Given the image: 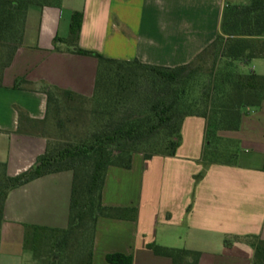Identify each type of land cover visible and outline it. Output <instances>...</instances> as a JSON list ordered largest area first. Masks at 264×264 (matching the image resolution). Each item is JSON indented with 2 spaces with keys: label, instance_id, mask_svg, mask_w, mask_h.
Segmentation results:
<instances>
[{
  "label": "crops",
  "instance_id": "crops-1",
  "mask_svg": "<svg viewBox=\"0 0 264 264\" xmlns=\"http://www.w3.org/2000/svg\"><path fill=\"white\" fill-rule=\"evenodd\" d=\"M249 2L61 0L59 7L31 6L23 43L0 84V163L17 176L45 154L54 126L46 87L93 96L98 59L73 53L76 46L118 61L185 65L221 33L225 7ZM74 13L83 21L78 40L70 42ZM252 62L259 73L251 72L264 76V59ZM240 71L246 73L243 66ZM18 80L25 83L17 86ZM205 128L204 118L186 117L175 156L145 160L136 153L130 169H108L103 206L135 208L137 214L97 220L92 264H109L112 253L131 256L132 264H173L155 255L151 244L198 252V264H254L251 238L264 240V103L244 111L239 130L221 134L241 146L236 162L203 160ZM72 185L73 173L62 171L10 191L0 264L33 262L25 247L33 227L67 229Z\"/></svg>",
  "mask_w": 264,
  "mask_h": 264
},
{
  "label": "trees",
  "instance_id": "trees-1",
  "mask_svg": "<svg viewBox=\"0 0 264 264\" xmlns=\"http://www.w3.org/2000/svg\"><path fill=\"white\" fill-rule=\"evenodd\" d=\"M61 0H0V84L4 70L11 64L19 46L31 6L59 7ZM83 14L74 13L70 25V42H76ZM65 43V42H62ZM58 49V47H56ZM3 52V54L1 53ZM73 53L98 59L95 91L87 98L55 87H46L54 127L61 120V105L91 102L94 130L82 143L62 146L53 137L37 165L17 176H10L6 164L0 163V229L4 206L10 191L47 174L70 171L73 185L69 225L65 230L33 227L25 247L36 260V249L42 234L61 233L59 243L67 244L84 225L92 220L91 238L77 251L71 264H92L94 232L100 217L124 219L135 208L107 207L102 204V191L110 167L130 169L133 155L145 160L154 156L173 157L181 144L183 120L199 116L206 120L203 160L217 153L220 131H237L246 109H259L264 103V76L242 73L256 59H264V0H250L247 5H228L221 22V33L191 62L177 67H162L138 61H118L96 52L75 47ZM224 66L219 67V61ZM25 83L18 80L17 86ZM144 88V92L140 90ZM64 106V105H63ZM235 143V142H234ZM232 152L237 156V144ZM135 218V217H133ZM254 264H264V240L252 237ZM155 255L172 259L173 264H198L200 254L187 249L151 244ZM58 254L52 256L57 260ZM109 264H132L133 259L121 253L106 255Z\"/></svg>",
  "mask_w": 264,
  "mask_h": 264
},
{
  "label": "rangeland",
  "instance_id": "rangeland-1",
  "mask_svg": "<svg viewBox=\"0 0 264 264\" xmlns=\"http://www.w3.org/2000/svg\"><path fill=\"white\" fill-rule=\"evenodd\" d=\"M1 53L3 54V52ZM255 64V62H252L251 64L243 66V71L249 73L254 69L255 73H259V68H255ZM221 66H224L223 60L219 61V67ZM144 91V88L140 90V92ZM60 99L64 101L61 105V114L58 116L61 122L58 126L52 127L53 137L59 139L60 142H62V146L75 143L80 144L88 138L94 130V123L90 115L93 109L92 104L91 102L84 104L78 100L66 103L65 98L62 96H60ZM224 132L230 131L219 132L220 138L216 140L218 151L210 159L219 162L237 161L238 157H236V159L232 157V152L235 150V143L221 136ZM241 151V146H237L238 155ZM84 220V225L78 229L76 236L67 244L61 245L59 243L61 239V233L59 232L48 231L42 234L43 237L36 246V260L34 261L33 257V262L31 264H51L54 254H58V257L52 264L73 263L78 257L77 251L91 238L92 220L89 217H86Z\"/></svg>",
  "mask_w": 264,
  "mask_h": 264
}]
</instances>
